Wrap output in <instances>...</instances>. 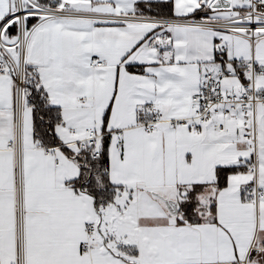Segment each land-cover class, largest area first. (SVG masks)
<instances>
[{
	"label": "snow or ice",
	"instance_id": "1",
	"mask_svg": "<svg viewBox=\"0 0 264 264\" xmlns=\"http://www.w3.org/2000/svg\"><path fill=\"white\" fill-rule=\"evenodd\" d=\"M0 264H264V0H0Z\"/></svg>",
	"mask_w": 264,
	"mask_h": 264
}]
</instances>
